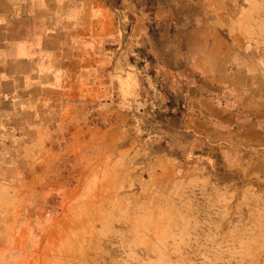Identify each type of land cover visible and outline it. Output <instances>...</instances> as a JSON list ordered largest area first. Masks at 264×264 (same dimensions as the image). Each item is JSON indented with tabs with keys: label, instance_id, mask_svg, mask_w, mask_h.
Here are the masks:
<instances>
[{
	"label": "rangeland",
	"instance_id": "374dc122",
	"mask_svg": "<svg viewBox=\"0 0 264 264\" xmlns=\"http://www.w3.org/2000/svg\"><path fill=\"white\" fill-rule=\"evenodd\" d=\"M27 1L58 73L0 118V264H264V0Z\"/></svg>",
	"mask_w": 264,
	"mask_h": 264
},
{
	"label": "crops",
	"instance_id": "0c3cea01",
	"mask_svg": "<svg viewBox=\"0 0 264 264\" xmlns=\"http://www.w3.org/2000/svg\"><path fill=\"white\" fill-rule=\"evenodd\" d=\"M27 2L0 0L1 121L24 95L23 91L42 85L45 80L53 83L58 73L52 51L39 37L42 32L49 31V25L45 23L41 29L37 20L42 19L36 18ZM242 89L258 95L264 91V81L257 76L244 82Z\"/></svg>",
	"mask_w": 264,
	"mask_h": 264
}]
</instances>
